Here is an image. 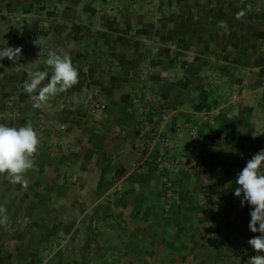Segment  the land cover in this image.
Masks as SVG:
<instances>
[{
	"label": "crops",
	"instance_id": "0c3cea01",
	"mask_svg": "<svg viewBox=\"0 0 264 264\" xmlns=\"http://www.w3.org/2000/svg\"><path fill=\"white\" fill-rule=\"evenodd\" d=\"M7 46L22 52L0 59V123L41 143L26 188L0 175V264L264 255L234 194L264 149V0H0ZM49 51L79 83L34 108L24 69L50 77Z\"/></svg>",
	"mask_w": 264,
	"mask_h": 264
},
{
	"label": "clouds",
	"instance_id": "9594fccd",
	"mask_svg": "<svg viewBox=\"0 0 264 264\" xmlns=\"http://www.w3.org/2000/svg\"><path fill=\"white\" fill-rule=\"evenodd\" d=\"M221 26H224L223 22ZM21 52L20 47L0 48V59L6 57L15 62ZM45 63L51 68L50 77L45 71L24 69L28 77L23 86L24 91L32 100L34 108L42 107L50 98L68 91L79 83V71L67 53L57 54L55 51H49ZM16 70L21 71L22 65L17 64ZM46 79L45 84L43 82ZM40 143L39 135L30 123L19 127L0 123V175H6L10 183L20 184L26 188L29 184L26 174L35 168L34 156ZM262 169H264V149L254 154L239 172L236 180L238 187L234 192L236 197L243 195L241 206L247 203L252 207L249 228L251 232H259L260 235L251 238L248 244L257 253L264 252V171ZM4 211L5 209L0 208V213ZM249 264H264V255L257 254L250 257Z\"/></svg>",
	"mask_w": 264,
	"mask_h": 264
},
{
	"label": "built area",
	"instance_id": "2783aa9c",
	"mask_svg": "<svg viewBox=\"0 0 264 264\" xmlns=\"http://www.w3.org/2000/svg\"><path fill=\"white\" fill-rule=\"evenodd\" d=\"M104 107H105V103H104V102H101V101L95 100V101L92 103V108H93V110H100V109H103ZM72 177H75V176L72 175Z\"/></svg>",
	"mask_w": 264,
	"mask_h": 264
}]
</instances>
